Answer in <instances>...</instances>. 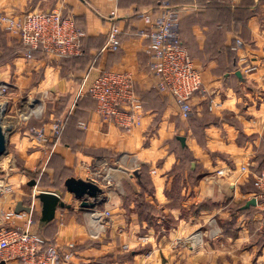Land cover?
<instances>
[{
	"label": "crops",
	"instance_id": "obj_1",
	"mask_svg": "<svg viewBox=\"0 0 264 264\" xmlns=\"http://www.w3.org/2000/svg\"><path fill=\"white\" fill-rule=\"evenodd\" d=\"M156 2L0 0V13L22 17L58 11L86 30V52L61 61L32 55L0 28V84L13 97L42 89L56 96L51 122L42 127L48 143L29 156L26 151L38 142L30 143L24 133L20 155L26 165L44 159L39 171L51 177L64 176L63 167L68 174L64 183L71 177L95 181L99 173L103 194L95 210L112 216L105 222L94 218V209L81 208L64 183L53 189L30 186L32 194H27L14 180L17 187L10 195L0 196V220L17 215L20 203L33 206L31 213L22 211L10 222L31 226L59 247L73 245L74 264H264V197L257 198L248 175L239 172L248 168L254 178L264 169V0L236 5L229 0H169L179 18L180 38L203 78L202 90L190 99L188 118L175 98L156 88L144 22L134 15L120 20L121 48H108L111 11L118 9L122 16L132 8L156 9ZM109 71L134 77L144 110L138 128L125 131L101 120L95 104L80 98ZM69 97L71 103L64 105ZM67 116L80 121L69 119L61 134ZM55 123L60 125L56 136ZM179 137L186 139L185 146ZM42 191L56 193L70 206L58 209L45 226L35 220L42 205L33 199ZM252 199L257 205L245 209ZM212 221L217 228L202 234ZM198 233L202 244L194 247L197 237L192 235Z\"/></svg>",
	"mask_w": 264,
	"mask_h": 264
},
{
	"label": "built area",
	"instance_id": "obj_2",
	"mask_svg": "<svg viewBox=\"0 0 264 264\" xmlns=\"http://www.w3.org/2000/svg\"><path fill=\"white\" fill-rule=\"evenodd\" d=\"M229 1L233 5L240 2V0ZM133 15L149 28V67L157 78L156 88L161 93L175 98L180 104L183 118H188L192 112L190 99L202 90L203 78L179 36L180 26L176 11L169 0H164L156 9L134 8L123 12L122 16L118 9L111 11L108 20L112 22V26L107 34L110 50L118 51L122 45V31L117 23ZM0 28L18 38L32 50L41 48L45 52L64 57L81 55V40L86 36L74 19L65 17L58 11L33 12L22 17L0 13ZM238 45L240 47L242 42L239 41ZM7 90V86L0 84V97L7 94ZM85 93H88L96 102V113L101 120L113 123L125 131H131L142 125L143 103L136 94L135 80L130 73L104 72L87 87ZM80 127L87 129V125L83 122ZM52 133L55 136L60 133L59 123H55ZM35 135L39 144L48 143L49 136L44 130H36ZM248 173V168L242 169V174ZM100 179L101 175L98 173L94 182L97 183ZM255 187L259 191L257 198L264 197V174L257 177ZM12 190L5 180L0 181V196L10 194ZM31 207L33 211L34 207ZM92 213L94 218L104 222L111 218L109 211L93 210ZM18 216L21 214H6L5 220L10 222V218ZM9 224L10 227L0 229V264L12 261L21 264H74L76 262L73 245L65 248L48 244L42 250L41 246L46 241L39 231L31 226H14V222ZM100 226L103 227L102 224ZM195 237L197 241L194 247L201 246V234L192 238Z\"/></svg>",
	"mask_w": 264,
	"mask_h": 264
},
{
	"label": "rangeland",
	"instance_id": "obj_3",
	"mask_svg": "<svg viewBox=\"0 0 264 264\" xmlns=\"http://www.w3.org/2000/svg\"><path fill=\"white\" fill-rule=\"evenodd\" d=\"M9 94L10 91L8 89L7 94L0 97V108H2L3 110V108L5 107V111L3 112V116H2V125L5 130L6 138H7V154L0 161V181L5 180L12 188H16L17 186H19L18 188L20 190H23L27 194H32V190L33 189L36 190L37 188L53 189L54 181L56 180V178L54 176L51 177L47 173L42 174V172L39 171V168L43 164L44 159H35V160L31 159L30 163L26 165V161L22 159L18 147L19 148L22 147V142H23L22 135H24V133L25 136L28 135V137L31 138L28 139L29 142L32 143L37 141L35 135L36 130L45 131V129H43L42 127L43 124L48 123V120H50V114L51 112H53L52 110L56 109L55 108L56 105L53 106L55 103H57L56 100L54 101L56 96L51 92L49 93L44 91L43 89L41 93L34 95L21 94V95H15L13 97L10 96ZM39 109H41V112L37 114L36 111H38ZM9 123H11L10 124L11 126H8ZM45 133L47 134L46 131ZM41 147H45V145L35 143V145L28 148L26 152L29 156H32V154H34L37 150L41 149ZM242 169L243 168H241V170L239 171L240 173H242ZM259 170H261V172L258 173L259 175L256 174L254 178L252 177L251 171L249 170V173L246 174L248 175L246 178L248 180L247 181L248 184H253L255 186L257 177L264 174L263 168ZM17 176L19 177V179L17 178ZM14 180L15 181L18 180L16 184L17 186L15 185ZM32 180H35L37 183L33 189H31L30 186L28 185V183L31 182ZM9 195L10 194H7V196ZM258 195H259V191H258ZM35 197L36 196H33V199H36ZM0 221L4 222L3 226H1L0 229L9 226V222L7 223L5 220H0ZM217 226L218 225H216V223L212 221V223H210V225H207L205 229H203L204 231L201 233L205 235V233L212 230V228L215 227L217 228ZM212 234H214V232H212ZM197 235L200 234L199 233L194 234L192 235V237Z\"/></svg>",
	"mask_w": 264,
	"mask_h": 264
},
{
	"label": "water",
	"instance_id": "obj_4",
	"mask_svg": "<svg viewBox=\"0 0 264 264\" xmlns=\"http://www.w3.org/2000/svg\"><path fill=\"white\" fill-rule=\"evenodd\" d=\"M2 116L3 112L2 108H0V160L7 154V138L2 125ZM178 140L183 146H185V138L179 137ZM36 184L35 180L29 182V186L31 187H35ZM64 186L68 193L72 194L78 201L81 202V208L83 209H96L99 204V198L103 194L102 188L97 183L90 180L71 177L65 181ZM35 198L39 200L42 205L40 217L41 226L51 223L55 219L58 209L70 207L59 195L53 192L42 191ZM256 205V199H252L246 204L245 209ZM22 211L31 213L32 207H24L22 203H20L17 207L16 213L19 214Z\"/></svg>",
	"mask_w": 264,
	"mask_h": 264
},
{
	"label": "trees",
	"instance_id": "obj_5",
	"mask_svg": "<svg viewBox=\"0 0 264 264\" xmlns=\"http://www.w3.org/2000/svg\"><path fill=\"white\" fill-rule=\"evenodd\" d=\"M164 0H157V4L155 5V6H157L158 4H160V3H162ZM138 7H140V6H138ZM144 7V6H143ZM76 21V20H75ZM76 23L78 24V26H79V28L82 30V31H84L85 33H86V36L81 40V46H82V53L84 54L85 52H86V50H85V48H84V42H85V40H86V38H88V34H87V32H86V30H84V29H82L81 28V26L79 25V23L76 21ZM179 36H180V29H179ZM21 46L23 47V49L25 50V51H29V52H31L32 53V55H34V56H38V57H41V56H43V55H45V56H48V57H51V58H53V59H55V60H64V59H76V58H79V57H81V55H83V54H81V55H79V56H74V57H64V56H61V55H58V54H54V53H49V52H45V51H43L41 48H38V49H36V50H32L30 47H28V46H26V45H24L23 43H21ZM21 49V48H20ZM20 49H17L18 51H20ZM81 99H83L84 101H85V99L86 100H89V101H92L94 104H95V106H96V102L92 99V97L88 94V93H85L82 97H80ZM62 100V99H61ZM82 100V101H83ZM71 101V98L69 97V98H64L63 100H62V102H63V104L65 105V104H69V102ZM77 103V101H75L74 102V105ZM72 121H76V123L78 124V122L80 121V119L77 117V116H72V117H68L67 116V118L65 119V123H64V126H63V130H62V132H61V134L66 130V127H67V124H68V122H70V120ZM60 134V135H61ZM59 137V136H58ZM60 138H57V140H56V142H59L60 140H59ZM70 145H72V147H74L73 146V144H70ZM53 162V161H52ZM49 165H52V163L50 162V164ZM53 165H55V167H57L58 165H60V162L57 160V161H55L54 162V164ZM61 167H62V165H61ZM62 174L64 175V176H61V177H59V178H57V175H55V178H56V180L54 181V188H59V186H61V184L62 183H64L63 181V179L64 178H67L68 177V174H67V172H66V170L62 167ZM64 177V178H63ZM67 180V179H66ZM65 180V181H66ZM35 220L36 221H39L40 222V218H36L35 217ZM44 237V239H45V244H43L42 246H41V249L43 250V249H45L47 246H48V244H51L52 242H50L47 238H46V236L44 235L43 236Z\"/></svg>",
	"mask_w": 264,
	"mask_h": 264
},
{
	"label": "bare ground",
	"instance_id": "obj_6",
	"mask_svg": "<svg viewBox=\"0 0 264 264\" xmlns=\"http://www.w3.org/2000/svg\"><path fill=\"white\" fill-rule=\"evenodd\" d=\"M4 111H5V107L3 108L2 112H4ZM38 111H40V112H41V110H38ZM36 112H37V111H36ZM10 124H11V123H9V125H8V126H11ZM5 156H6V155H5ZM5 156H4V157H5ZM4 157H3V158H4ZM3 158H2V159H3ZM2 159H1V160H2ZM1 160H0V161H1ZM100 227H101V226H100Z\"/></svg>",
	"mask_w": 264,
	"mask_h": 264
}]
</instances>
